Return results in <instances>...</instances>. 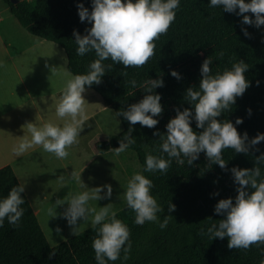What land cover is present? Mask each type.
I'll list each match as a JSON object with an SVG mask.
<instances>
[{
    "label": "trees",
    "instance_id": "obj_1",
    "mask_svg": "<svg viewBox=\"0 0 264 264\" xmlns=\"http://www.w3.org/2000/svg\"><path fill=\"white\" fill-rule=\"evenodd\" d=\"M4 1L32 33L65 49L68 68L74 75L87 74L89 63L96 59L95 53L89 52L82 57L76 54L74 30L85 35L86 29L91 28L87 20L80 21L78 4L83 3L91 12L92 0ZM237 12H226L223 6L211 7L210 0H179L175 20L167 33L154 41L155 54L143 67L125 68L123 64L115 63L111 70H107L112 61H103L107 71L101 77V83L90 86L117 113L143 99L146 94L140 87L143 81L149 78L163 80V87L154 89L161 96L163 108L162 114L154 117L158 120L155 128L139 123L130 125L118 116L123 124L119 133L92 140L94 151L105 154L119 147L120 140L128 135L129 127H132L131 135L136 143L127 150L137 153L144 176L153 182L150 193L164 209L159 219L163 221L165 216L170 217L167 227L162 230L153 222L135 224V213L127 206L116 211L117 219L129 228L131 247L127 253L121 251L120 259L107 264H260L264 260V244H254L247 250L229 249L227 237L211 239L207 233L209 226L218 224L219 219L224 218L214 212L216 203L229 197L235 203L237 185L230 170L233 167L254 168L255 157L264 153V141L250 147L247 154L225 149L222 156L227 163V171L218 164L209 168L204 152L192 165H188L184 157H181L185 161L183 164L173 159L167 173L144 171L148 152L168 158L159 148L162 143L159 135L154 133L165 135L166 125L176 116L177 108L181 111L190 108L194 114V106L185 99L186 90L199 87L202 62L208 57L212 60L210 67L213 75L222 73L225 68L231 69L240 60L249 66L245 72L249 87L241 97L236 98L231 110L217 119H228L242 136L247 132L249 140L264 133V25L244 24L243 16ZM246 15L255 19L250 12ZM245 29L249 34L247 36ZM220 53H223L222 57ZM172 70L179 73V79L171 75ZM132 80L137 82L136 87L129 83ZM237 117L242 118L243 123L237 125ZM190 126L197 133L203 130L197 128L194 118ZM259 167L261 178H264V164ZM17 186L22 184L14 168L11 165L0 168V200ZM216 192L219 195H213ZM21 196L25 202L20 205L24 211L19 224L11 225L5 218L0 227V264H97L92 248L96 229L90 226L52 245L26 191ZM169 203L175 205L171 213L168 211ZM52 252L55 254L50 257ZM125 255L127 259H124Z\"/></svg>",
    "mask_w": 264,
    "mask_h": 264
},
{
    "label": "clouds",
    "instance_id": "obj_2",
    "mask_svg": "<svg viewBox=\"0 0 264 264\" xmlns=\"http://www.w3.org/2000/svg\"><path fill=\"white\" fill-rule=\"evenodd\" d=\"M210 6H223L224 11L229 13L237 12L238 9L237 14L243 16L244 24L256 27L264 25V0H210ZM178 7L179 0H92V10L89 12L83 3L78 4L80 21L87 20L91 23V28L86 29L85 35L74 30L76 54L82 57L94 51L96 59L89 63L87 74L75 75L67 81L56 104V115L62 120L65 117H70L71 120L64 122L62 126L51 122L40 127L33 122L26 123L22 127L26 126L30 139L24 136L19 145L14 147V153L19 156L29 148L41 146L45 152L52 153L57 159H66L69 156L67 149L79 143L77 137L84 121L78 117L84 112L85 99L82 93L86 91L85 86L100 84L101 77L115 63L123 64L125 68L143 67L155 54L154 41L166 34L175 20V10ZM249 12L254 15V20L246 15ZM244 34L249 35L246 29ZM220 55L222 57L223 53ZM109 59L112 63L107 65L106 70L103 61ZM211 64L209 57L202 62L199 87H189L186 90L185 99L194 106V114L190 108L183 111L177 108L176 116L166 125L165 135L154 133L159 135L162 141L159 148L168 158L148 152L144 171L167 173L173 159L180 164L185 162L181 157L187 158V164L192 165L201 152L205 153L209 168L212 164H218L227 171V163L222 156L225 149L231 148L236 153L247 154L250 147L264 141V133L249 140L247 132L242 136L228 119H217L222 113L230 111L236 98L241 97L249 87L245 77L248 64L240 60L231 69L225 68L222 73L217 72L214 75ZM171 75L180 78L175 70L171 71ZM129 83L133 87L137 86L135 80ZM140 87L146 92L143 99L130 104L126 110L119 111L116 115L122 116L130 125L139 123L144 127L155 128L158 120L154 117L160 116L163 108L160 103L161 96L154 89L163 87V80L149 78ZM248 112L251 114V109ZM193 118L197 128L203 129L199 133L190 126ZM235 123H243L242 118L237 117ZM131 133L132 127H129L128 135L120 140L119 147L113 149L116 156L136 143ZM255 164L251 169L233 167L230 170L237 185L235 203L231 197L220 199L214 212L224 218L219 219L218 224L207 228L211 239L227 237L229 249L247 250L254 244H264V178H261L259 167L264 164V153L255 157ZM71 178L81 181V187L86 186L81 180V173L72 171ZM60 179L63 181V177ZM152 188V180L136 172L127 182L123 199L127 207L135 213V224L153 222L163 230L170 217L165 216L163 221L159 219V214L164 209L150 193ZM249 188L253 191L249 192ZM24 191L23 185L12 187L7 197L0 200V227L3 226L5 218L11 225L19 224L24 211L20 207L25 202L21 196ZM111 196L110 184L75 194L69 192L63 199H57L54 207L47 210L49 217H54L57 215V206L66 203L67 207L62 215L67 219L74 235L78 232V220L90 219L91 226L97 232L92 242L97 264L115 262L121 258L122 250L127 253L131 247L129 228L117 219V213L112 210L111 204L99 209L89 206V201L109 199ZM174 210L175 205L169 203V213ZM203 232L201 229L202 234ZM54 254L52 252L49 255L51 257ZM127 258L125 255L124 259ZM260 264H264V260Z\"/></svg>",
    "mask_w": 264,
    "mask_h": 264
},
{
    "label": "crops",
    "instance_id": "obj_3",
    "mask_svg": "<svg viewBox=\"0 0 264 264\" xmlns=\"http://www.w3.org/2000/svg\"><path fill=\"white\" fill-rule=\"evenodd\" d=\"M58 45L32 33L11 12L8 4L0 0V168L6 165L14 168L35 211L43 200L59 193L54 188L64 184L65 180L60 179L58 170H64L67 164H71L72 157L59 159L60 167L55 168L50 167L48 161L53 158L55 165L56 157L41 146L29 148L19 156L13 149L24 136L30 139L26 126L22 127L26 123L33 122L37 127L48 122L62 126L71 120L70 117L62 120L55 111L67 83L57 82L58 57L59 74H67L63 71L65 64L68 68L67 53ZM69 72L73 75L70 77L75 76ZM85 88L82 93L84 112L78 117L84 122L77 138L90 137L92 144V140L98 137L100 125L112 118L110 115L105 119L103 112L113 107L97 90Z\"/></svg>",
    "mask_w": 264,
    "mask_h": 264
},
{
    "label": "rangeland",
    "instance_id": "obj_4",
    "mask_svg": "<svg viewBox=\"0 0 264 264\" xmlns=\"http://www.w3.org/2000/svg\"><path fill=\"white\" fill-rule=\"evenodd\" d=\"M58 48H61L58 45ZM63 71L67 74L60 75V58L58 57V67L57 72L58 84L67 82L69 79L73 78L70 76L66 64L64 65ZM111 115V120H105L103 125H100L98 137H110L114 134L119 133L123 129V124L117 117L115 111L112 109H107L103 112V117L105 119ZM92 133V132H90ZM79 143L74 144L71 148L67 149L69 156L72 157V163L67 164L64 170H58L63 180L64 184L56 185L54 189L59 190L56 196L50 195L49 199L41 200V204L38 205L37 215L40 222L47 234V237L52 245H57L74 234L71 231L67 219L63 217L67 204L58 205L56 208L57 215L54 217H49L47 210L50 207H54V203L57 199H63L67 193L71 192L73 194L83 191H90L93 187H99L103 185L110 184L112 186V196L109 199H102L98 201H89V206L103 207L106 204H111L112 210L115 212L123 207H126V201L123 199L126 190V185L128 180L136 172H140L144 175L142 165L139 161L137 153L133 150H126L119 156L114 154V151L105 154H98L93 150L91 144V138L83 136L82 138H77ZM67 157V159L69 158ZM50 158L48 162L50 167L59 168V159L56 158L55 165ZM81 173V180L86 185L81 187V181L71 178V172ZM105 174V175H103ZM107 189H104L106 192ZM103 195V192L101 193ZM40 202V201H39ZM78 232L91 226L89 220H78Z\"/></svg>",
    "mask_w": 264,
    "mask_h": 264
}]
</instances>
